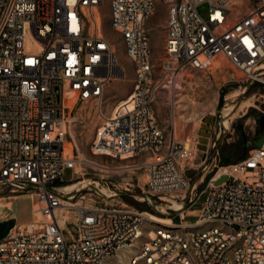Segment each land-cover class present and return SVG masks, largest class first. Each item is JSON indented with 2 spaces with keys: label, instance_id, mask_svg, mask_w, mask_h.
Segmentation results:
<instances>
[{
  "label": "built area",
  "instance_id": "2783aa9c",
  "mask_svg": "<svg viewBox=\"0 0 264 264\" xmlns=\"http://www.w3.org/2000/svg\"><path fill=\"white\" fill-rule=\"evenodd\" d=\"M159 3L168 15L156 60L148 23ZM106 9L135 73L109 117L108 90L128 69ZM220 56L264 83V0H0V185L35 196L37 206L0 241V264H105L123 250L125 264H264V146L224 167L219 153L211 165L205 153L204 172L217 169L192 232L147 229L142 213L107 204L79 206L69 229L60 216L75 195L56 182L82 163L68 147L82 117L102 119L93 154L144 160L132 166L147 172L144 193L164 200L189 189L184 168L194 150L168 140L156 102L183 71L203 72Z\"/></svg>",
  "mask_w": 264,
  "mask_h": 264
},
{
  "label": "rangeland",
  "instance_id": "374dc122",
  "mask_svg": "<svg viewBox=\"0 0 264 264\" xmlns=\"http://www.w3.org/2000/svg\"><path fill=\"white\" fill-rule=\"evenodd\" d=\"M200 12L206 17L208 7L201 6ZM106 13L109 34L116 41L120 59L128 69V78L114 82L108 90L104 113L109 117L116 105L126 99L122 98L123 95L127 94L128 97L133 90L135 73L133 65L125 56L120 38L110 27L111 17L108 9ZM167 15V5L159 3L155 15L148 23L156 60L162 58L165 53ZM156 114L160 125L166 131L168 140L176 137L194 150V156L187 162L185 169L186 175L191 180L189 189L173 194L174 197H167L170 200L144 193L147 172L143 168L132 167L135 163L141 165L144 160L140 158L117 160L93 154L91 145L102 119L97 116L82 117L72 128L70 141L75 155L86 162L78 164L74 170L67 171L63 182H56V185L61 187L59 191L65 196L75 195L73 203L76 207L63 211L64 214H70V218L64 224L66 229H69L68 221L71 219L70 222L73 223L76 219L78 207L85 203L89 206L107 204L125 207L142 213L148 220L147 229L165 225L152 220V216L170 219L175 226L167 227L173 230L182 229L181 225L195 223L200 214L205 192L212 185V176L217 169L211 166L210 170L204 172L205 153H208V165L214 163L213 156L219 153L217 155L219 166H228L246 158L256 148L254 141L264 135V83L252 82L232 66L227 58L220 56L219 59L209 63L208 69L203 72L185 70L176 85L160 93L156 102ZM202 130V142L206 143L209 136L211 143L204 150L198 149L197 137ZM214 143H216L215 148H213ZM97 185L106 188L114 196L104 194ZM82 196H86V201L81 200ZM13 202L23 204L25 211L19 214L18 219L0 222V241L13 234L18 220L29 214L31 219L34 217L36 197L17 193L12 186L0 185V220L12 216L6 213L11 212ZM159 211H163L164 214ZM194 230L186 228L188 232ZM120 256L122 258L123 254ZM125 263V260L118 261L115 257L108 262V264Z\"/></svg>",
  "mask_w": 264,
  "mask_h": 264
},
{
  "label": "bare ground",
  "instance_id": "6f19581e",
  "mask_svg": "<svg viewBox=\"0 0 264 264\" xmlns=\"http://www.w3.org/2000/svg\"><path fill=\"white\" fill-rule=\"evenodd\" d=\"M115 49H116V51H117V47H116V45H115ZM216 59V58H215ZM214 59V60H215ZM214 60H212L211 62H209V63H212ZM208 63V64H209ZM264 68V67H263ZM184 72V71H183ZM182 72V73H183ZM182 73L179 75V77H178V79L180 78V76H182ZM177 79V80H178ZM177 80H176V82L173 84V85H176L177 84ZM117 82V81H116ZM113 84V83H112ZM172 85V86H173ZM179 85V84H178ZM71 131H72V129H71ZM71 144V146H69ZM68 147L70 148V150H73V144L72 143H68ZM129 157H126V158H123L122 160H126V159H128ZM130 159V158H129ZM79 160H81V158L79 157ZM81 162H86V161H83V160H81ZM91 164H94V165H96V166H98L96 163H94V162H90ZM127 167V166H126ZM221 172H226V169L225 168H222L221 169ZM94 188V187H93ZM97 188L98 189H100L104 194H106V195H108V196H114V194H112V193H109L108 192V190L106 189V188H100V185H97ZM79 190V189H78ZM77 190V191H78ZM35 197V196H34ZM164 200H170V198H164ZM70 207H76V205H74V204H66L65 205V208L64 209H62L61 210V213H60V216H61V220H62V225H63V227L65 228V221H67L69 218H70V214H64L63 213V211L65 210V209H67V208H70ZM35 208H37V206L35 207ZM164 211V210H163ZM163 211H159L160 213H163L164 214V212ZM152 216V215H151ZM148 219L150 220V218L148 217ZM152 220H154L155 222H157V223H161V224H165L166 226H171V227H173V226H175V223H172V221L170 220V219H165V218H163V217H159V216H152ZM168 222V223H166V222ZM179 225H176V227H178ZM185 226V228H195V227H197V226H199V224H197V223H191V224H185L184 225ZM150 235L151 236H155V234L153 233V232H150ZM121 254H123V257L121 258ZM126 256H128V252L127 251H119V253H118V255L115 257V258H117V260H119V261H121V260H125V257ZM114 258V257H113ZM110 259H112V258H110ZM110 259L108 260V261H106L105 262V264H108V262L110 261ZM125 262H126V260H125Z\"/></svg>",
  "mask_w": 264,
  "mask_h": 264
},
{
  "label": "crops",
  "instance_id": "0c3cea01",
  "mask_svg": "<svg viewBox=\"0 0 264 264\" xmlns=\"http://www.w3.org/2000/svg\"><path fill=\"white\" fill-rule=\"evenodd\" d=\"M216 59H219V57H217ZM122 98H127V94L126 95H123V97ZM204 130V129H203ZM203 130L199 133V135H198V149H200V150H204V148H206V147H208L209 146V144H211L210 143V138H209V136H207V142L206 143H203L202 142V139H203ZM187 168V165L185 166V168H184V171H185V174H186V169ZM203 178H205V176H203ZM204 181V180H203ZM25 206L23 205V204H19L18 202L16 203V202H13L12 203V206H11V212L9 211H7V213H6V215H9V214H11L12 216L11 217H8V218H5V219H1L0 220V222H4V221H7V220H14V219H18V217H19V214L21 213L22 214V212L23 211H25V208H24ZM28 207V206H27ZM3 213V212H2ZM30 219H31V216H30V214L29 215H26V217H24V218H22V219H20V220H18V222H17V225H16V228L19 226V225H21V224H25V223H27L28 221H30ZM16 228L14 229V231L16 230Z\"/></svg>",
  "mask_w": 264,
  "mask_h": 264
},
{
  "label": "water",
  "instance_id": "95a60500",
  "mask_svg": "<svg viewBox=\"0 0 264 264\" xmlns=\"http://www.w3.org/2000/svg\"><path fill=\"white\" fill-rule=\"evenodd\" d=\"M254 144L257 148L264 146V135H262L258 140L254 141ZM229 179L227 174L222 175L218 180L215 181V185H221Z\"/></svg>",
  "mask_w": 264,
  "mask_h": 264
}]
</instances>
